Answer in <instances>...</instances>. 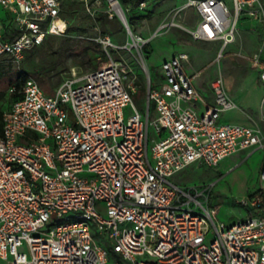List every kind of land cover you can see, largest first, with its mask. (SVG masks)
I'll list each match as a JSON object with an SVG mask.
<instances>
[{"label":"built area","instance_id":"1","mask_svg":"<svg viewBox=\"0 0 264 264\" xmlns=\"http://www.w3.org/2000/svg\"><path fill=\"white\" fill-rule=\"evenodd\" d=\"M186 9L199 15L192 37L223 48L235 41L242 18H262L259 0H185L179 11ZM61 11V0H0V64H20L48 35L65 34ZM98 42L107 63L73 68L54 94L32 76L7 89L13 100L0 133V258L9 264H264V162L260 188L241 201L249 217L229 225L209 207L212 186L171 180L191 165L215 167L239 151L264 149L260 128L222 120L239 107L224 78L211 82L208 102L193 81L199 72L186 70L187 52L165 60L156 83L144 66V116L132 97L135 79L126 82L110 52L125 47L109 35ZM138 42L148 40L138 36ZM263 52L264 44L256 57L264 82Z\"/></svg>","mask_w":264,"mask_h":264},{"label":"rangeland","instance_id":"2","mask_svg":"<svg viewBox=\"0 0 264 264\" xmlns=\"http://www.w3.org/2000/svg\"><path fill=\"white\" fill-rule=\"evenodd\" d=\"M61 1L69 30L67 28L65 34L49 35L47 44L26 50L20 64L11 61L1 63L0 91H6L24 72L34 77L46 94H54L57 86L71 75L73 68L78 72L92 69L88 63H74L79 60L78 54L87 41L98 42L100 36L109 35L115 45L125 47L119 50L111 47L110 52L113 59L122 63L121 72L126 75V82L135 79L137 91L132 97L144 116L148 112L144 66L149 67L156 83L162 74L164 61L184 51L190 57L187 72L200 74L193 81L204 101H211V82L219 75L224 78L239 107L223 113L222 120L251 125L264 132V82L260 78V66L256 64V57L264 44V0H259L262 18H242L235 41L225 48L221 42L192 37L190 30L197 26L199 15L193 9L179 11L185 0H146L137 10L131 8L133 0H119L131 32L118 16V19H112L116 12L110 0ZM226 1L232 5V0ZM148 13L151 14L149 17L146 16ZM138 36L148 42L133 44ZM260 57L264 58V52ZM108 60V57L101 59L98 54V67ZM8 103L7 98L1 99L0 109ZM125 112L127 117L130 107ZM149 112L151 117L155 116L151 110ZM70 117H74L72 110ZM263 162L264 149L244 150L225 158L215 167L191 165L177 172L171 180L183 187L212 186L209 207L216 210L218 222L229 225L249 217V207L241 201L260 188ZM0 264H9V261L0 258Z\"/></svg>","mask_w":264,"mask_h":264},{"label":"trees","instance_id":"3","mask_svg":"<svg viewBox=\"0 0 264 264\" xmlns=\"http://www.w3.org/2000/svg\"><path fill=\"white\" fill-rule=\"evenodd\" d=\"M145 1L146 0H133L132 1V4H131L132 10L139 9L140 6H141V4L143 2H145ZM61 13H62V16L64 17L63 10L61 11ZM150 15L151 14L148 13L146 16L149 17ZM105 19H106V17H105ZM112 19H118L117 15H114L112 17ZM68 30H69V28H68ZM48 36L46 37L43 45L44 44H47V42H48V39H47ZM98 54L101 55V59L107 58V54L102 49V45L100 43L94 41V40H89V41H87V45L86 46H83V49L81 50V52H79V54H78L80 56L79 60L74 61V63L75 64H81V65H85L86 63H88V64L91 65L92 69H96V68H98V61H97ZM27 76H30V75H28L27 73H24L23 72V74L19 77V79L24 80ZM6 92H7V90L6 91H0V100L3 99L4 97L6 98ZM12 100H13V98L12 99L11 98L10 99H7V102H9V103L7 104L6 107H8L10 105V103H11ZM5 108H1L0 109V133L2 131V116H3V112H4V109ZM150 110H151V112H153L154 114H156L155 106L152 103L150 105Z\"/></svg>","mask_w":264,"mask_h":264},{"label":"bare ground","instance_id":"4","mask_svg":"<svg viewBox=\"0 0 264 264\" xmlns=\"http://www.w3.org/2000/svg\"><path fill=\"white\" fill-rule=\"evenodd\" d=\"M110 2L112 3L114 9L117 10V12H120L121 14L124 13V10L122 9L120 5L119 0H110ZM133 44H138V40L137 41L135 40Z\"/></svg>","mask_w":264,"mask_h":264},{"label":"water","instance_id":"5","mask_svg":"<svg viewBox=\"0 0 264 264\" xmlns=\"http://www.w3.org/2000/svg\"><path fill=\"white\" fill-rule=\"evenodd\" d=\"M115 14H113V15H117L121 20H122V22L124 23V25H125V27L127 28V30L128 31H131V29H130V26H129V23H128V20H127V18H126V15L123 13V14H121L120 12H117V10H115Z\"/></svg>","mask_w":264,"mask_h":264},{"label":"crops","instance_id":"6","mask_svg":"<svg viewBox=\"0 0 264 264\" xmlns=\"http://www.w3.org/2000/svg\"><path fill=\"white\" fill-rule=\"evenodd\" d=\"M263 60H264V58H263ZM225 114V113H224ZM235 123H238V122H235Z\"/></svg>","mask_w":264,"mask_h":264}]
</instances>
